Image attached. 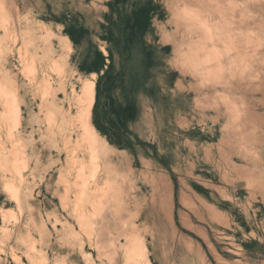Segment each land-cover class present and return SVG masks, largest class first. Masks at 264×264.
Returning a JSON list of instances; mask_svg holds the SVG:
<instances>
[{"label": "rangeland", "instance_id": "374dc122", "mask_svg": "<svg viewBox=\"0 0 264 264\" xmlns=\"http://www.w3.org/2000/svg\"><path fill=\"white\" fill-rule=\"evenodd\" d=\"M75 9L80 30L93 31L72 51L31 30ZM89 61L96 74L82 76ZM82 78L95 82L110 164L91 159L71 121L68 97ZM138 155L170 161L174 183L209 172L236 193L237 206L221 207L237 230L201 221L228 262L172 209L153 229L151 263L146 250L132 257L119 247L149 196L135 194L150 189L137 180ZM115 253L126 264H264V0H0V264H107Z\"/></svg>", "mask_w": 264, "mask_h": 264}, {"label": "crops", "instance_id": "0c3cea01", "mask_svg": "<svg viewBox=\"0 0 264 264\" xmlns=\"http://www.w3.org/2000/svg\"><path fill=\"white\" fill-rule=\"evenodd\" d=\"M83 16L87 18L88 14H84ZM78 18L80 19L77 9L66 12L53 11V13L49 14L48 17L36 20L35 24L38 25V28H31V30H44L45 33L51 38L50 41L54 50H58L60 43H65L70 46L72 51L73 47L77 48L81 44L86 43L90 38V33L93 31L90 30V26L86 23H84V26L82 27L83 30H80V24L78 25L77 23ZM55 46L58 47L56 48ZM101 51L103 54L105 53L103 50ZM81 65L83 66V69L80 71L82 76L84 74H96V71H94L92 67V62H85ZM95 101L96 98L94 92V101L90 115L91 123L92 109ZM94 128L96 129L98 135L100 134L106 138L105 133H101L95 126ZM106 144L107 142H105V145ZM135 159L141 165V169L136 176L138 177L137 180H141L142 183L144 182L150 185V189L145 194L142 192V187L137 186L135 188V194L140 192L142 195L148 194L149 196H144V200L140 203L139 208H137V221L134 223V225H136L135 231H138L137 233H139V236H141L143 239L146 237L144 243L146 246L147 260L149 263H151L150 246L155 239V230L153 229H156L158 224L161 222L160 219L155 216L156 205L159 201V195L157 193L156 187L160 185L161 182H165L167 187V191H165L167 198L165 202L167 216L171 209L172 213L176 212V217L180 225L198 234L203 242L207 244V250L209 253L211 252L212 258L219 260L222 263L228 262V258L211 241L209 237V231L207 227L201 223V221H204L205 223L208 221L215 222L220 225H225L222 223V221H226L230 227L233 225L235 230H237L239 225L236 222V217L232 216L221 207V204H227V202H229L230 205H232L231 203L233 202L237 206L236 193L234 192L232 194L227 192V188L223 187L219 183H216L214 180L215 175L209 172L201 173V175L198 176L199 179L194 178V181L198 184V186L197 184H193L189 180H185L183 178H178L179 180L174 183L170 176L172 167L171 165L168 166V162L170 161L166 160V158L157 162L151 157L138 155ZM133 170L136 172L137 169ZM236 206H234L235 212L237 209L235 208ZM173 222L174 219L172 218V224ZM172 227L173 226L171 225V228ZM114 255L112 257V261L110 260L111 257L108 258L107 264H126L125 260L124 262L121 261V254L115 253ZM117 257H119L118 259L121 258L120 261L118 259L116 260ZM209 258V255L205 253V260H209ZM103 264H105V261H103Z\"/></svg>", "mask_w": 264, "mask_h": 264}, {"label": "bare ground", "instance_id": "6f19581e", "mask_svg": "<svg viewBox=\"0 0 264 264\" xmlns=\"http://www.w3.org/2000/svg\"><path fill=\"white\" fill-rule=\"evenodd\" d=\"M194 1H196V0H194ZM209 1V0H208ZM223 1V0H222ZM213 3V2H212ZM214 6H215V4H214ZM213 6V7H214ZM225 6V5H224ZM224 6H222V7H224ZM245 6V5H244ZM203 8V7H202ZM201 8V9H202ZM216 8V7H215ZM225 8V7H224ZM214 9V8H213ZM3 11V10H2ZM233 11H234V9H233ZM240 12H241V10H240ZM243 12V11H242ZM214 13V12H213ZM226 13V12H225ZM235 13V12H234ZM176 14V13H175ZM244 14V13H243ZM177 15V14H176ZM205 15V14H204ZM208 15V14H207ZM211 15V14H210ZM235 15H236V13H235ZM212 16V15H211ZM237 16V15H236ZM213 17V16H212ZM211 17V18H212ZM216 17V16H215ZM219 17V16H218ZM227 17V16H226ZM239 17V16H238ZM243 18H244V16H242ZM241 17V18H242ZM182 18H184L185 19V17H182ZM247 19V18H246ZM194 20V19H193ZM207 20V19H206ZM209 20H210V18H209ZM212 20V19H211ZM192 21V20H191ZM216 21V20H215ZM183 22V21H182ZM186 22V21H185ZM194 22V21H193ZM187 23V22H186ZM195 23V22H194ZM215 23V22H214ZM233 24H234V22H233ZM187 25V24H186ZM183 26V25H182ZM243 26V25H242ZM242 26H240V28L242 27ZM184 27V26H183ZM187 27H188V25H187ZM186 27V28H187ZM177 28V27H176ZM185 28V27H184ZM235 28H236V26H235ZM239 28V29H240ZM244 28V27H243ZM178 29V28H177ZM199 29V28H198ZM238 29V30H239ZM184 30V29H183ZM231 30V29H230ZM247 30H249V29H247ZM232 31V30H231ZM200 32V31H199ZM227 32V31H226ZM236 32H237V29H236ZM246 33V32H245ZM236 34V33H235ZM244 35V34H243ZM243 35H242V37H243ZM201 37H202V35H201ZM233 37V36H232ZM235 38H236V36H235ZM244 38H245V36H244ZM243 38V39H244ZM60 39V38H59ZM228 39V38H227ZM237 39H239V38H237ZM62 40V39H61ZM60 40V41H61ZM59 41V42H60ZM229 41V40H228ZM236 41V40H235ZM239 41H240V39H239ZM213 43V42H212ZM223 43V42H222ZM235 43H237V42H235ZM256 43V42H255ZM63 44V43H62ZM214 44V43H213ZM224 44V43H223ZM253 45H254V42H253ZM62 46V45H61ZM222 46V45H221ZM216 47V46H215ZM214 46H213V48H215ZM238 47V46H237ZM240 47V46H239ZM254 47V46H253ZM252 47V48H253ZM221 48L222 47H220V50H221ZM231 48H232V46H231ZM235 48H236V46H235ZM233 49V48H232ZM221 51H224V50H221ZM225 52V51H224ZM227 52H229V50L227 51ZM238 52V51H237ZM62 53H64V52H62ZM65 54V53H64ZM64 54H62V55H64ZM229 54H231L230 52H229ZM233 54V53H232ZM234 54H236V53H234ZM60 55V54H59ZM206 55H208V54H206ZM228 55V54H227ZM237 55L239 56L240 55V53L238 54L237 53ZM237 55H234V56H237ZM219 56H220V54H219ZM222 57V56H221ZM224 57H226L225 55H224ZM230 57V56H229ZM228 57V58H229ZM53 58V57H52ZM57 58H59V57H57ZM61 59H62V57H60ZM205 58V57H204ZM227 58V59H228ZM258 58V57H257ZM200 59V58H199ZM202 59V58H201ZM210 59V58H209ZM65 60V59H64ZM203 60V59H202ZM214 60V59H213ZM192 62V61H191ZM230 62H231V60H230ZM59 63V62H58ZM232 63V62H231ZM236 62H234V63H232L233 64V66H234V64H235ZM238 64H239V61L237 62ZM237 63H236V65H237ZM217 64H218V61H217ZM225 64V63H224ZM243 64V63H242ZM242 64H241V66H242ZM247 63H245V65H246ZM227 66H228V64H227ZM232 66V65H231ZM230 66V67H231ZM247 66V65H246ZM214 67V66H213ZM230 67L228 68L229 70H230ZM245 67V66H244ZM247 67H249V65L247 66ZM192 68V67H191ZM212 68V67H211ZM236 68V67H235ZM238 68H240V67H238ZM246 68V67H245ZM244 68V69H245ZM249 68H252L251 66L249 67ZM249 68H246V69H249ZM255 68V66H253V69ZM193 69V68H192ZM191 69V70H192ZM209 69H210V67H209ZM237 69V68H236ZM243 69V70H244ZM204 71V70H203ZM250 71H252V69L250 70L249 69V74H251L252 72H250ZM229 72H232V71H229ZM200 73H202V72H200ZM243 72L241 71V74H242ZM248 73V72H247ZM194 74H196V73H194ZM233 74V73H232ZM231 75V74H230ZM235 75V74H234ZM246 75V74H245ZM252 75V74H251ZM201 76V75H200ZM248 76H250V75H248ZM205 77V76H204ZM232 77V76H231ZM237 77V76H236ZM243 77H245L244 76V74H243ZM243 77H240V79H242ZM247 77V76H246ZM235 78V77H234ZM248 78V77H247ZM82 79H84V78H82ZM236 80H239V79H237L236 78ZM235 80V81H236ZM242 82H243V80H241ZM240 81V82H241ZM239 82V81H238ZM236 83V82H235ZM234 83V84H235ZM238 85V84H237ZM206 90V89H205ZM80 93L77 95V96H75L74 97V95H72V96H69L68 97V102H70V103H74V105L76 106V113H75V115L70 119L71 121H73L76 125H77V128L79 129V141H80V144L81 145H85V146H87V147H89V149L91 150V154H92V158L91 159H95V157L97 158V156L96 155H98L99 156V158H97L96 160H98V159H100V163L102 164V165H106V164H110L109 163V160H110V157H112V153H114L113 151L111 152V151H109V148H108V153H107V149H106V146H105V143H103L102 141H100V139H99V136H98V133H97V131H96V129L94 128V126L92 125V123L90 122V115H91V108H92V104H93V101H94V92H95V82H94V80H92V79H84L83 81H82V84H81V89H80V91H79ZM74 93V92H73ZM72 94V93H71ZM57 97V96H56ZM74 98V99H73ZM51 101H52V99H51ZM50 101V102H51ZM47 102V101H46ZM48 103V102H47ZM47 107V106H46ZM61 107V106H60ZM49 108V107H48ZM62 108V107H61ZM71 109V108H70ZM69 109V110H70ZM51 110V109H50ZM63 110V109H62ZM61 110V111H62ZM60 111V110H59ZM63 111H65V110H63ZM68 111V110H67ZM16 112V111H15ZM18 113H20V111H17ZM16 112V113H17ZM52 112V111H51ZM71 112V111H70ZM74 112V111H73ZM15 113V114H16ZM17 113V115H19ZM63 114V113H62ZM61 114V115H62ZM74 114V113H73ZM17 115H15V116H17ZM53 115V114H52ZM65 115V114H64ZM71 115V114H70ZM14 116V117H15ZM55 116V115H54ZM18 117V116H17ZM17 117L15 118V119H17ZM50 117H51V114H50ZM71 117V116H70ZM45 118V117H44ZM55 118V117H54ZM45 119H47V118H45ZM51 119H52V117H51ZM66 119V118H65ZM19 119H17V121H18ZM61 121V120H60ZM45 122H47V121H45ZM49 122V121H48ZM52 122H53V120H52ZM62 122V121H61ZM60 122V123H61ZM18 123V122H17ZM58 123H59V121H58ZM63 123V122H62ZM61 123V124H62ZM42 124V123H41ZM49 124V123H48ZM18 125V124H17ZM60 125V124H59ZM66 126H67V124H66ZM53 127V126H52ZM56 127H58V129H59V126H56ZM70 126H68V128H69ZM72 127V126H71ZM67 128V129H68ZM40 129V128H39ZM44 130V129H43ZM46 131V130H45ZM64 131V130H63ZM70 131H72V130H70ZM74 131V130H73ZM78 131V130H77ZM59 132V131H58ZM61 132V131H60ZM46 134H48V133H50L49 131H48V133H47V131L45 132ZM44 133V134H45ZM52 133H55L54 131L52 132ZM71 133V132H70ZM31 134V133H30ZM42 134V133H41ZM61 134V133H60ZM64 134V133H63ZM68 134V133H67ZM65 135H66V133H65ZM69 135V134H68ZM67 135V136H68ZM76 135V134H75ZM59 136H61V135H59ZM63 136V135H62ZM71 136V135H70ZM77 136V135H76ZM41 137H42V135H41ZM40 137V138H41ZM46 137V136H45ZM50 137V136H49ZM52 137V136H51ZM35 138V137H34ZM69 138V137H68ZM67 138V139H68ZM78 138V137H77ZM71 139V138H70ZM51 141V140H50ZM53 141V140H52ZM51 141V142H52ZM62 141H63V139H62ZM66 141V140H65ZM42 143V142H41ZM69 143V142H68ZM79 143V142H78ZM43 144V143H42ZM63 144V143H62ZM73 145H74V143H73ZM40 146H42V145H40ZM44 146V145H43ZM73 147V146H72ZM80 147V146H79ZM84 148H86V147H84ZM75 149V147L73 148V150ZM86 150V149H85ZM112 150H114V149H112ZM89 151V150H88ZM35 152V151H34ZM83 155V154H82ZM72 157V156H71ZM90 157V156H89ZM76 159V158H75ZM81 162H84L85 161V159L84 158H82V160L81 159H79ZM90 160V159H89ZM79 161V162H80ZM93 161V160H92ZM66 163V162H65ZM76 163H78V162H76ZM87 163V162H86ZM34 164V163H33ZM81 164H83V165H85L84 163H81ZM80 164V165H81ZM92 165H93V163H91ZM97 164V163H96ZM96 164H94V167H97V166H95ZM98 165V164H97ZM31 166V165H30ZM33 167H37V166H33ZM84 167H86V165L84 166ZM107 167V166H106ZM105 167V168H106ZM109 167V166H108ZM78 168H80V167H78ZM92 169H95V168H92ZM111 169V168H110ZM114 169V168H113ZM79 169H77V171H78ZM94 171V170H93ZM91 172V171H90ZM32 174V173H31ZM81 174V173H80ZM84 174V173H83ZM90 174V173H89ZM91 174H92V172H91ZM90 174V175H91ZM106 174H107V171H106ZM109 174V173H108ZM111 174V173H110ZM79 175V174H78ZM77 175V176H78ZM85 175V174H84ZM89 175V176H90ZM81 176H83V175H81ZM108 176H110V175H108ZM86 177V176H85ZM92 178V177H91ZM80 179H81V177H80ZM103 179H105V178H103ZM86 180V179H85ZM84 180V181H85ZM93 180V179H92ZM86 182V181H85ZM85 186V185H84ZM157 188V189H156ZM155 189L157 190V193H158V195H159V201H158V203H157V205H156V211H155V216H157L158 217V219L160 218V221L161 220H163L164 218H166L167 217V209H166V205H165V201H166V195H165V191H167V187H166V185H165V182L163 183V182H161V184L160 185H158L157 187H156ZM81 189V188H80ZM84 190V189H83ZM171 192V191H170ZM167 194V193H166ZM98 198V197H97ZM80 200V199H79ZM87 202V201H86ZM168 204V203H167ZM154 205V204H153ZM190 205V204H189ZM75 207H76V205H74ZM84 207H86V206H84ZM151 207H153V206H151ZM113 209V208H112ZM155 209V208H154ZM92 212V211H91ZM127 213V212H126ZM103 214V213H102ZM111 215V214H110ZM84 217V216H83ZM151 217V216H150ZM133 218H134V216H133ZM137 218V216H135V219ZM155 218V217H154ZM157 219V220H158ZM76 221H78V219L76 220ZM125 221V220H124ZM134 220H132V222H133ZM124 223V222H123ZM134 223V222H133ZM163 223V222H162ZM129 225V224H128ZM127 225V227L129 228V226ZM136 226V225H135ZM126 227V228H127ZM157 227V226H156ZM155 228V227H154ZM138 231H135V229L134 230H131L130 232H127V235H126V237H117L116 238V241H117V243H118V245H119V247L120 248H124L125 250H126V254H130V255H132V257L134 256H138V257H140V255L141 256H145V250H146V246H145V243H144V240L146 239V237H145V239H143L141 236H139V233H137ZM146 233V232H145ZM150 233V232H149ZM142 234V233H141ZM151 236V235H150ZM40 237V236H39ZM123 238V239H122ZM154 241V240H153ZM92 242V241H91ZM95 242V241H94ZM149 243V242H148ZM81 246V245H80ZM34 248V247H33ZM36 248V247H35ZM80 248H82V246L80 247ZM85 253V252H84ZM123 255V254H122ZM130 257V256H129ZM80 260V259H79ZM140 261V260H139ZM138 262V261H137ZM144 262H146V261H144ZM147 263V262H146ZM145 263V264H146ZM73 264V263H72ZM79 264H80V262H79Z\"/></svg>", "mask_w": 264, "mask_h": 264}, {"label": "trees", "instance_id": "16d2710c", "mask_svg": "<svg viewBox=\"0 0 264 264\" xmlns=\"http://www.w3.org/2000/svg\"><path fill=\"white\" fill-rule=\"evenodd\" d=\"M96 88H97V84H96ZM96 96H97V94H96ZM95 104H96V102L94 103V105H93V109H92V123L94 124V126L101 132V133H105V131H104V129H103V126H101L100 127V125L97 123V121H96V113H95ZM129 117H130V115H129ZM125 118V117H124ZM123 119H121V121H122ZM121 121H119V122H121Z\"/></svg>", "mask_w": 264, "mask_h": 264}]
</instances>
